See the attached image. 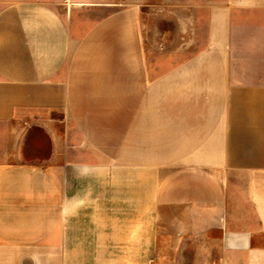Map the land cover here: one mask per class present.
I'll return each instance as SVG.
<instances>
[{"label": "crops", "instance_id": "obj_1", "mask_svg": "<svg viewBox=\"0 0 264 264\" xmlns=\"http://www.w3.org/2000/svg\"><path fill=\"white\" fill-rule=\"evenodd\" d=\"M147 1L0 0V264H264V0Z\"/></svg>", "mask_w": 264, "mask_h": 264}, {"label": "rangeland", "instance_id": "obj_2", "mask_svg": "<svg viewBox=\"0 0 264 264\" xmlns=\"http://www.w3.org/2000/svg\"><path fill=\"white\" fill-rule=\"evenodd\" d=\"M195 4L187 0L164 2L148 0L141 19L147 50L152 51L154 45L163 48L168 53L179 48H185L186 55L199 50L204 42V34L194 32L193 29L187 27L189 25L188 16L195 13L193 8ZM46 151L47 145H43L41 155H44Z\"/></svg>", "mask_w": 264, "mask_h": 264}]
</instances>
